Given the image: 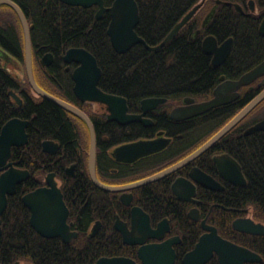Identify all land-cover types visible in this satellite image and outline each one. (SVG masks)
Returning a JSON list of instances; mask_svg holds the SVG:
<instances>
[{
  "label": "flooded vegetation",
  "instance_id": "obj_1",
  "mask_svg": "<svg viewBox=\"0 0 264 264\" xmlns=\"http://www.w3.org/2000/svg\"><path fill=\"white\" fill-rule=\"evenodd\" d=\"M199 2L201 6L183 27L187 28L193 38H199L201 48L208 55L211 66L220 68L223 65L226 72L219 73L212 86L203 93L187 94L178 100L165 97L167 100L163 104L147 110L143 115L151 120L149 124L140 120L126 124L108 120L109 111L105 104L84 101L74 93L75 82L72 73L80 63L66 62L63 58L66 50L56 56L54 52L45 50L43 43L33 44L31 41L32 69L36 83L48 93L79 108L90 118L95 139V178L102 185L118 187L119 190L116 191L100 187L91 175V132L87 123L77 114L51 100L49 101L61 107L67 116L74 135L72 149H68L66 144L52 134L39 136L41 153H38V156L31 153L29 146L26 147L30 140L35 139L29 130L34 114L25 112L27 101L37 104V100L48 99L32 89L26 75H19L22 62L13 52H25L24 28L20 17L10 6L14 11L12 21L0 17L3 32H6L5 27H8V30H12L18 37L17 43L8 44L2 41L4 35L0 34V47L10 55L8 60L0 58V66L10 74L14 82L6 87L8 107L12 116L28 120L26 143L12 146L7 160L29 173L27 178L17 185L13 195L18 193V186L21 185H24V189L21 190L20 200L24 194L37 188L43 189L44 195L31 197L32 203H40L45 207L40 214L33 216L40 224L54 223L51 222L52 214L47 209L53 205L54 196L47 195L46 192L58 190L67 210L65 222L68 231L65 237L68 240L64 241L61 235L44 236L39 233L32 225V210L23 204L25 222L34 238H38L40 242L55 241L88 250L97 245L116 244L119 247L118 251L99 252L93 264L100 257L113 256L129 257L137 264H144L141 256L144 251L140 252V249L151 244H164L166 248L173 250L172 264H184V257L195 247L200 237L212 234L213 238L215 233L259 256L258 261L246 260L242 264H264V205L257 204L252 197H247L244 191L249 186L250 178L256 174L253 167L254 158L264 159V129L250 130L257 121L264 118V97L233 126L223 131L232 118L264 91V72L247 83L227 89L228 95L236 96L225 103L190 117H171L174 108L210 100L217 86L237 82L264 60L263 51L256 56L252 54V57L241 63L237 60L226 66V60L230 57L235 43L234 35H248L250 31L264 39V0H199L184 15ZM214 7L213 14L208 16ZM23 14L31 34L34 23L28 14ZM213 23L240 25L245 29L219 26L210 28ZM206 37H212L217 48L224 42L231 41L230 50L219 65L212 63L214 53H207L203 48ZM46 53L51 54L49 65L42 64ZM56 73L59 76L55 75ZM60 79L67 85H63ZM12 87L22 99V103H18L10 95L9 90ZM125 98L128 113H141V100L137 108L132 110L128 98ZM97 119L113 124H95ZM162 119L166 122L157 123ZM112 127L123 130L129 128L131 131L128 138L103 146L102 143L112 135ZM218 134L220 135L213 140ZM157 137L168 139L160 150L136 158L132 156L133 153L126 151L123 153V160L113 155L114 149L120 145ZM47 140L55 144L50 146L55 147L54 152L43 150L42 143ZM105 159L108 164L103 163ZM21 160L26 163L25 166L19 165ZM172 167L173 169L165 175L151 179ZM10 196L12 195H7V204ZM4 211L0 216V264H34L26 259L25 255L13 251V245L9 237L7 238L8 229L4 230ZM10 223L13 225L12 221ZM250 228L263 232H251ZM46 231L52 232L48 229ZM209 243V248H212L213 242ZM222 259V254L212 250L210 256L201 264H227L225 260L221 261ZM187 264H200V261L190 259Z\"/></svg>",
  "mask_w": 264,
  "mask_h": 264
},
{
  "label": "trees",
  "instance_id": "obj_2",
  "mask_svg": "<svg viewBox=\"0 0 264 264\" xmlns=\"http://www.w3.org/2000/svg\"><path fill=\"white\" fill-rule=\"evenodd\" d=\"M34 23L30 38L33 44L43 43L44 49L58 54L70 46L83 47L92 53L101 68L98 86L107 93L128 98L130 109L134 110L144 97H166L178 100L187 94H200L212 86L219 73L226 72L225 66L214 68L209 57L201 48L199 38H193L186 27L162 47L149 51L142 44H135L124 53H118L111 45L107 34L110 13L106 11L100 19L95 18L97 6L87 8L67 5L59 0H13ZM113 0H104L105 6ZM199 0H136L139 8V22L135 30L147 44L156 45L171 31L184 13ZM4 8V9H2ZM5 14V15H4ZM14 11L9 6H0V17L12 19ZM12 21V20H11ZM218 24V23H217ZM225 27L244 30V26L216 25L210 28ZM0 27L5 43L18 42L16 33ZM234 46L226 66L239 60L240 63L264 51V39L248 31V35H234ZM13 54L24 62V52ZM37 53H35L36 56ZM37 61V58L35 57ZM221 71V72H220ZM55 75H58L57 73ZM59 76V75H58ZM63 85L67 83L60 79ZM10 74L0 66V126L12 115L6 99V86L13 84ZM31 90V89H30ZM37 104L27 101L25 112L34 113L29 124L31 153L38 156L41 149L39 136L56 135L68 149H72L74 135L65 117L64 110L49 100H37ZM95 124H113L103 120ZM165 123L166 120L157 121ZM102 128V127H101ZM129 128H111L112 135L102 143L116 144L125 138ZM126 133V134H124ZM39 137V138H38ZM105 149V147H103ZM14 155V154H13ZM101 162V159H99ZM108 164L107 159L103 160ZM20 161V166H25ZM254 172L249 186L244 190L259 205H264V159L254 158ZM24 185L18 186V193L8 198L3 214L4 230L13 245V251L25 255L34 264H93L99 252L118 251L116 244L97 245L89 250L61 242H40L29 233L25 222V206L20 200ZM10 221L13 222L11 225Z\"/></svg>",
  "mask_w": 264,
  "mask_h": 264
},
{
  "label": "water",
  "instance_id": "obj_3",
  "mask_svg": "<svg viewBox=\"0 0 264 264\" xmlns=\"http://www.w3.org/2000/svg\"><path fill=\"white\" fill-rule=\"evenodd\" d=\"M67 5L71 6H82L84 8L90 7L92 5H97L98 9L95 12V18L100 19L103 14L108 11L110 13V21L107 27V34L109 36L112 47L118 53H124L129 50L135 44H142L149 51H155L162 47L166 42L174 38L180 29L186 24V22L192 17L194 12L201 6V2L196 4L190 11H188L171 29V31L164 37V39L156 44L149 45L146 41L137 34L135 27L139 22V8L136 0H113L111 5L105 6L104 0H59ZM6 4L12 7L21 19L24 28V43H25V70L27 79L32 87V89L43 98L53 101L54 103L62 106L66 110L77 114L80 116L89 126L91 132V146H90V172L94 177L95 182L102 188L116 191L119 190L118 187L106 186L100 184L94 174L95 167V139L94 132L92 128V122L85 112L79 108L73 106L72 104L55 97L54 95L43 90L35 81L32 70V53H31V40H30V29L28 22L21 10V8L12 0H0V5ZM215 7L212 8L210 15L213 14ZM231 41L228 40L222 44L220 48H217L214 39L212 37H206L203 41V48L207 53H214L212 63L213 65H219L226 57L230 50ZM10 57L9 53L0 47V58L3 60H8ZM66 62L76 61L80 65L73 71L72 78L74 80V93L82 100L95 101L103 103L106 105L109 114L107 116L108 120L116 121L120 124H126L134 120H140L144 124L151 123V120L146 119L143 115L147 110L154 109L157 106L163 104L167 99L165 97H146L140 101L141 113L130 114L128 113L127 100L124 96L107 93L101 90L98 86V82L101 76V68L98 66L95 56L88 50L81 47L69 48L63 55ZM51 63V54L46 53L42 58V64L49 65ZM264 72V60L258 64L256 67L245 73L237 82H228L217 86L213 92V98L208 101L196 103L191 106H180L174 108L171 117L174 119L186 118L193 115L200 114L211 107L217 106L219 104L225 103L230 99L235 98V95H228L226 90L229 88H235L236 86L247 83L249 80L253 79L259 74ZM10 95L15 98L18 103H22V99L13 91H10ZM264 97V91L256 96L246 107H244L234 118H232L227 125L224 127L223 131L228 130L233 126L242 116H244L251 108H253L260 100ZM186 102L187 99L185 98ZM28 125V120L22 119L20 117H13L6 121L0 128V216L7 206V195H13L16 192V187L28 176V171L21 169L13 165L12 162H7L10 154L11 147L15 145H23L27 141L26 127ZM264 129V119L260 120L258 123L251 127V131ZM220 134H218L213 140H215ZM168 139L163 137H157L151 140L136 141L127 145H120L116 147L113 151V155L117 159L123 160L124 152L129 151L133 153L132 156L135 158L148 154L163 148ZM43 150L48 152H54L55 146L53 141H43ZM131 159V158H129ZM178 166V165H176ZM173 169L169 168L160 174L152 177L151 179L159 178L165 175L167 172ZM43 189L37 188L36 190L24 194L21 201L24 205L28 206L32 210V225L35 229L44 236H56L61 235L64 241L68 238L65 237V233L68 231V226L65 222V217L67 210L63 201L61 200V195L58 190L55 192H46L47 195H53L54 201H52V206H50L49 213L52 214V219L54 223L49 225H44L38 223L33 218L34 215L40 214L45 207L40 203H32L31 197H37L44 195ZM64 208V209H63ZM1 220V217H0ZM46 229L52 230V232H47ZM251 232H263V230H258L256 228H250ZM209 234L207 237L202 236L196 243L195 247L184 257L183 263L187 264V260L198 259L200 264L202 261L206 260L212 252V250H217L223 256V260L227 264H242L243 261L251 260L258 261L259 256L241 246L232 244L217 234ZM128 243H133L132 241H125ZM213 247L211 246V243ZM144 251V255L141 254L144 264H172L173 262V250L166 248L164 244H151L140 249V252ZM230 261V263H229ZM94 264H137L135 260L124 256H113V257H100Z\"/></svg>",
  "mask_w": 264,
  "mask_h": 264
},
{
  "label": "bare ground",
  "instance_id": "obj_4",
  "mask_svg": "<svg viewBox=\"0 0 264 264\" xmlns=\"http://www.w3.org/2000/svg\"><path fill=\"white\" fill-rule=\"evenodd\" d=\"M12 1H13V0H12ZM2 5H5V4H1L0 6H2ZM30 40H31V38H30ZM70 48H72V47H70ZM81 48H83V47H81ZM67 49H69V48H67ZM67 49H65V50H67ZM84 49H85V48H84ZM7 86H8V85H7ZM7 86H6V87H7ZM12 89H13V90H12ZM12 89H10L9 91H13V92H14V90H15L14 87H12ZM43 90H44V89H43ZM7 91H8V88L6 89V92H7ZM45 91H46V90H45ZM46 92H47V91H46ZM144 98H146V97H144ZM212 98H213V97H212ZM142 99H143V98H141L140 100H142ZM32 114H34V113H32ZM12 115H13V114H12ZM12 115L10 116L11 118L15 117V116H12ZM33 117H34V115L32 116V118H33ZM65 117H67L66 114H65ZM11 118H8L6 121H8V120L11 119ZM263 119H264V118H263ZM261 120H262V119H261ZM6 121H5V122H6ZM259 121H260V120H259ZM259 121H257L256 123H258ZM5 122H4V123H5ZM256 123H255V124H256ZM255 124H254V125H255Z\"/></svg>",
  "mask_w": 264,
  "mask_h": 264
},
{
  "label": "rangeland",
  "instance_id": "obj_5",
  "mask_svg": "<svg viewBox=\"0 0 264 264\" xmlns=\"http://www.w3.org/2000/svg\"><path fill=\"white\" fill-rule=\"evenodd\" d=\"M23 69H24V62H22V70H21L20 73H19V75H20L21 77H23V76L26 75Z\"/></svg>",
  "mask_w": 264,
  "mask_h": 264
}]
</instances>
